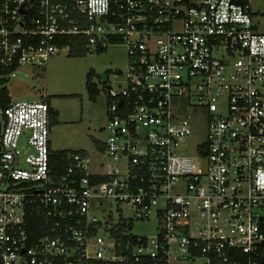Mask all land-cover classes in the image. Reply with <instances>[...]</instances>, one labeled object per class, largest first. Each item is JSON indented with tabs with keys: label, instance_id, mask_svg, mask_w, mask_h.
<instances>
[{
	"label": "built area",
	"instance_id": "obj_1",
	"mask_svg": "<svg viewBox=\"0 0 264 264\" xmlns=\"http://www.w3.org/2000/svg\"><path fill=\"white\" fill-rule=\"evenodd\" d=\"M249 3L0 0V81L76 43L127 54L103 82L105 161L56 164L47 102L3 110L0 264H264V34ZM151 218L155 237L132 235Z\"/></svg>",
	"mask_w": 264,
	"mask_h": 264
},
{
	"label": "rangeland",
	"instance_id": "obj_2",
	"mask_svg": "<svg viewBox=\"0 0 264 264\" xmlns=\"http://www.w3.org/2000/svg\"><path fill=\"white\" fill-rule=\"evenodd\" d=\"M253 24L257 32L264 34V0H250ZM127 54L123 45L114 44L102 52H88L70 55L61 52L50 58L42 67L23 66L9 81H0L13 101H45L57 112L50 122V148L52 151H85L92 165L105 161L100 152L101 145L108 138L104 131L107 125L105 85L101 73L111 76V82L119 81V73H126ZM89 86L93 95L88 92ZM123 78V77H122ZM48 104V103H47ZM3 110L0 108V124ZM57 123V124H56ZM1 129V126H0ZM193 137L203 139L206 135V121L202 113H195L191 124ZM193 138L181 140V152H186ZM203 162L195 166L201 170ZM155 218L134 221L131 233L134 236L153 238L158 234Z\"/></svg>",
	"mask_w": 264,
	"mask_h": 264
},
{
	"label": "trees",
	"instance_id": "obj_3",
	"mask_svg": "<svg viewBox=\"0 0 264 264\" xmlns=\"http://www.w3.org/2000/svg\"><path fill=\"white\" fill-rule=\"evenodd\" d=\"M72 46V52L73 55H82L85 54V50L84 47L82 45V43H76L71 45ZM102 52V51H101ZM88 80H87V86H88V92L90 93V95H93L92 93V89L89 86V78H90V74L88 75ZM11 102L10 96H9V92L5 87L0 88V108L2 110H4L9 103ZM52 122V120H51ZM70 151H60L58 153L53 154V159L56 162V164L61 167L63 164V161L66 157V155L69 153ZM29 231L31 232V228L29 229Z\"/></svg>",
	"mask_w": 264,
	"mask_h": 264
},
{
	"label": "crops",
	"instance_id": "obj_4",
	"mask_svg": "<svg viewBox=\"0 0 264 264\" xmlns=\"http://www.w3.org/2000/svg\"><path fill=\"white\" fill-rule=\"evenodd\" d=\"M10 99H11V97H10ZM11 100H12V99H11ZM46 102L48 103V105H49V107H50V112H49V113H50V122H51V120H53V118L56 117L57 112L54 111V109L50 106V99H49V97L46 98ZM57 117H58V115H57ZM56 124H57V123H56ZM51 151H52V150H51ZM58 152H60V151H58ZM58 152L52 151L53 154L58 153Z\"/></svg>",
	"mask_w": 264,
	"mask_h": 264
},
{
	"label": "water",
	"instance_id": "obj_5",
	"mask_svg": "<svg viewBox=\"0 0 264 264\" xmlns=\"http://www.w3.org/2000/svg\"><path fill=\"white\" fill-rule=\"evenodd\" d=\"M100 77L102 79V82H105L106 81V74L105 73H101L100 74Z\"/></svg>",
	"mask_w": 264,
	"mask_h": 264
}]
</instances>
